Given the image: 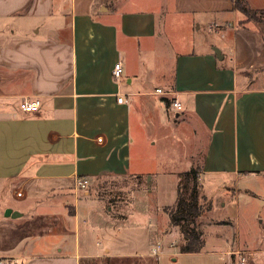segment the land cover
Returning <instances> with one entry per match:
<instances>
[{
  "label": "crops",
  "instance_id": "obj_1",
  "mask_svg": "<svg viewBox=\"0 0 264 264\" xmlns=\"http://www.w3.org/2000/svg\"><path fill=\"white\" fill-rule=\"evenodd\" d=\"M236 19L233 0H0V258L151 264L155 241L173 240L162 205L175 204L178 185H164L173 162L154 152L132 162L144 143H178L200 179L229 178L220 201L201 185L197 225L211 215L238 232L230 195L264 179V24L261 36ZM26 96L40 99L37 112H22ZM131 175L152 182L97 185ZM102 188L119 190L116 200Z\"/></svg>",
  "mask_w": 264,
  "mask_h": 264
},
{
  "label": "rangeland",
  "instance_id": "obj_2",
  "mask_svg": "<svg viewBox=\"0 0 264 264\" xmlns=\"http://www.w3.org/2000/svg\"><path fill=\"white\" fill-rule=\"evenodd\" d=\"M148 6V4L144 5ZM238 24V20L236 19ZM254 26V23H249ZM217 29H220L221 25L215 24ZM263 36L262 31L259 32ZM264 65V62L263 64ZM258 85L264 86V72L260 74L258 78ZM132 162L138 157L137 153H155L159 156L160 160H167L169 163L173 162V173L168 176L167 182L164 185H178L180 181L181 173L185 172L186 163L182 161L180 149L178 143L167 145L165 143H157L154 149H151L149 143H144L141 146H132ZM181 162V163H180ZM183 164V166H182ZM162 166V165H161ZM191 169V168H190ZM188 169V170H190ZM177 170H182L181 173ZM139 176V175H137ZM155 176V175H154ZM154 179V178H153ZM156 179V178H155ZM229 180L226 176L206 174L201 176L198 183L199 185H207L209 188L210 196L219 201L223 198V193L218 192L219 185H226L224 181ZM155 181V180H154ZM152 182L149 175H143L141 178L135 176L111 177L103 181H99L97 185H150ZM229 181H227L228 183ZM241 189L238 194H232L230 197L234 201L238 200V211L236 217V223L238 232L234 234V229L231 231L220 230L223 224H229V221H219L217 218L209 215L202 216L198 227L204 231V237L206 239V245L204 249L199 253H180L179 245L182 242V234L179 229L173 226L167 228V232L172 235V239L176 241V247L167 250L163 255L152 257L151 264H228L232 261L233 264H264V179L255 178L241 182ZM134 189V188H133ZM121 190V189H120ZM178 191V186H177ZM99 192L104 194H111L110 197L116 200L117 195L114 192H119L115 189H100ZM140 195L145 196L148 201L151 199L150 192L146 188L138 190ZM115 195V196H113ZM202 196V197H201ZM200 199L202 203H208V196L201 195ZM128 196L124 195L127 199ZM208 198V199H207ZM177 200V199H176ZM223 199L222 201H224ZM151 202V201H149ZM176 204V201H175ZM175 204H163L162 207L165 209H171ZM153 203L149 206H152ZM226 209L221 212H217V215H221L224 212H228ZM208 215V214H207ZM218 231V232H217ZM228 242L230 245H228ZM228 251L224 252L226 248ZM231 253L229 254L228 252ZM246 261L242 263V260ZM116 264V263H113ZM122 264H141L138 261H124Z\"/></svg>",
  "mask_w": 264,
  "mask_h": 264
},
{
  "label": "trees",
  "instance_id": "obj_3",
  "mask_svg": "<svg viewBox=\"0 0 264 264\" xmlns=\"http://www.w3.org/2000/svg\"><path fill=\"white\" fill-rule=\"evenodd\" d=\"M233 2L238 24L247 27L253 22L259 31L258 25L264 24V9L251 8L248 0H233ZM200 173L201 170L197 167L179 174L176 204L171 209H165L169 214L171 225L177 227L182 234L180 253H199L204 246L203 232L197 225V219L204 208L200 203L201 185L198 183Z\"/></svg>",
  "mask_w": 264,
  "mask_h": 264
},
{
  "label": "built area",
  "instance_id": "obj_4",
  "mask_svg": "<svg viewBox=\"0 0 264 264\" xmlns=\"http://www.w3.org/2000/svg\"><path fill=\"white\" fill-rule=\"evenodd\" d=\"M123 72V66L120 62L115 64L114 70H113V76L115 79H119L121 77V74ZM157 92L163 95H169L172 92L171 91H166L161 88L157 89ZM117 101L119 103H123L127 101L126 95L125 94H119L117 96ZM41 101L38 97H31V96H26L22 100L20 104V108L23 113L28 114L31 112H37L40 108ZM172 108L174 110H181L182 109V104L178 99H174L172 101ZM89 185V180L87 178H82V177H77L76 178V187L78 189H85ZM167 220V218H165ZM176 246V241L172 240L171 242H167L165 239L162 237H159L154 245L151 248V255L153 256H161L163 255L170 247H175ZM229 254L231 253L228 252ZM246 260L243 259L242 263H244ZM0 264H15L13 260L5 259V258H0ZM228 264H233L232 261H230Z\"/></svg>",
  "mask_w": 264,
  "mask_h": 264
},
{
  "label": "water",
  "instance_id": "obj_5",
  "mask_svg": "<svg viewBox=\"0 0 264 264\" xmlns=\"http://www.w3.org/2000/svg\"><path fill=\"white\" fill-rule=\"evenodd\" d=\"M215 51H216V53H219V52H220V50H219V49H215Z\"/></svg>",
  "mask_w": 264,
  "mask_h": 264
}]
</instances>
